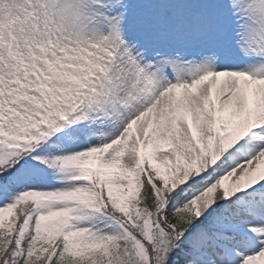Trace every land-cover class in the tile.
<instances>
[{"label":"snow or ice","instance_id":"snow-or-ice-1","mask_svg":"<svg viewBox=\"0 0 264 264\" xmlns=\"http://www.w3.org/2000/svg\"><path fill=\"white\" fill-rule=\"evenodd\" d=\"M0 264H264V0H0Z\"/></svg>","mask_w":264,"mask_h":264}]
</instances>
